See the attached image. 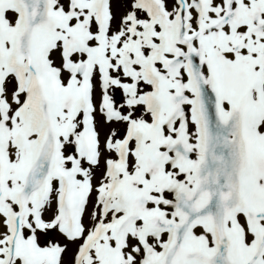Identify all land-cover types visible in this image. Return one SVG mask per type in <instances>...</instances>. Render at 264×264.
Listing matches in <instances>:
<instances>
[{"label":"rangeland","instance_id":"1","mask_svg":"<svg viewBox=\"0 0 264 264\" xmlns=\"http://www.w3.org/2000/svg\"><path fill=\"white\" fill-rule=\"evenodd\" d=\"M0 195V264H264V0H0Z\"/></svg>","mask_w":264,"mask_h":264},{"label":"bare ground","instance_id":"2","mask_svg":"<svg viewBox=\"0 0 264 264\" xmlns=\"http://www.w3.org/2000/svg\"><path fill=\"white\" fill-rule=\"evenodd\" d=\"M151 1V0H150ZM157 2H159V0H156ZM240 1V0H239ZM103 2V1H102ZM101 2V3H102ZM106 2V1H105ZM143 2V1H142ZM148 2V1H147ZM107 3H108V1H107ZM121 3V2H120ZM123 3H124V0H123ZM131 3V2H130ZM134 3V2H133ZM161 3H162V1H161ZM106 4V3H105ZM104 4V5H105ZM141 4V3H140ZM145 4V3H144ZM146 4H151V3H146ZM145 4V5H146ZM154 4H155V2H154ZM159 4V3H158ZM164 4V3H163ZM182 4V3H181ZM198 4V3H197ZM243 4V3H242ZM241 4V5H242ZM123 5V4H122ZM127 5V4H126ZM139 5V4H138ZM152 5V4H151ZM179 5V4H178ZM157 6V5H156ZM160 6V5H159ZM209 6V5H208ZM243 6V5H242ZM241 6V7H242ZM108 7V6H107ZM127 7V6H126ZM164 7V6H163ZM97 8V7H96ZM158 8V7H157ZM201 8H202V6H201ZM204 8V7H203ZM159 9V8H158ZM104 10V9H103ZM107 10H108V8H107ZM182 10V9H181ZM105 11V10H104ZM159 11V10H158ZM205 11V10H204ZM203 11V12H204ZM209 11V10H208ZM233 11V10H232ZM101 12V11H100ZM107 12V11H106ZM184 12V11H183ZM135 13H136V11H135ZM145 13V12H144ZM161 14H162V12H160ZM207 13V12H206ZM205 13V14H206ZM110 14V13H109ZM121 14V13H120ZM132 14V13H131ZM134 14V13H133ZM160 14V15H161ZM103 15H105L104 13H103ZM159 15V16H160ZM109 16H111V14L109 15ZM139 16H144V14L140 11V15ZM149 16V15H148ZM233 16V15H232ZM112 17V16H111ZM133 17H135V16H133ZM137 17V16H136ZM146 17V16H145ZM236 17V16H235ZM158 18V17H157ZM228 18V17H227ZM232 18V17H231ZM170 19V18H169ZM253 19V18H252ZM108 20V19H107ZM154 20V19H153ZM207 20V19H206ZM219 20V19H218ZM207 21H209V20H207ZM108 22V21H107ZM202 22V21H201ZM205 22V21H204ZM109 23V22H108ZM196 24H197V22H195ZM234 23V22H233ZM106 24V23H105ZM165 24V23H164ZM163 24V25H164ZM180 24V23H179ZM202 24H204V23H202ZM212 24V23H211ZM160 25H162V23L160 24ZM178 25V24H177ZM201 25V24H200ZM206 26V25H205ZM105 27H107V26H105ZM183 27V26H182ZM185 27V26H184ZM197 27V26H196ZM201 26H199V28H200ZM203 28V27H202ZM206 28V27H205ZM232 28V27H231ZM202 29H200V31H201ZM173 31V30H172ZM194 31H195V29H194ZM194 31H192V32H194ZM153 32V31H152ZM154 33V32H153ZM160 33V32H159ZM167 33V32H166ZM173 33H174V31H173ZM163 34V33H162ZM168 34V33H167ZM170 34V33H169ZM159 35H161V34H159ZM176 35V34H175ZM200 35V34H199ZM170 36V35H169ZM174 36V35H173ZM177 36V35H176ZM184 36V35H183ZM192 36V35H191ZM194 36H195V34H194ZM196 36H197V33H196ZM152 37H154V36H152ZM162 37H163V35H162ZM181 37V36H180ZM189 37V36H188ZM198 37V36H197ZM53 38H55V37H53ZM177 38H179V37H177ZM148 39V38H147ZM161 39V38H160ZM159 39V40H160ZM49 40V39H48ZM61 40V39H60ZM187 40V39H186ZM190 40H193V37H192V39L190 38ZM190 40H188V41H190ZM47 41V40H46ZM148 41V40H147ZM61 42V41H60ZM145 42H146V40H145ZM46 43V42H45ZM152 43H153V41H152ZM155 43H156V41H155ZM158 43H159V41H158ZM154 44V43H153ZM161 44V43H160ZM156 45V44H155ZM146 46V45H145ZM159 46V45H158ZM157 46V47H158ZM162 46H164L163 44H162ZM199 46V45H198ZM47 47H48V45H47ZM156 47V46H155ZM156 47V48H157ZM66 48H68L67 46H66ZM160 48H162V47H160ZM164 48V47H163ZM162 48V49H163ZM45 49V48H44ZM62 49H63V47H62ZM158 49V48H157ZM46 50V49H45ZM64 50V49H63ZM151 50V49H150ZM166 50V49H165ZM47 51H48V49H47ZM159 51V50H158ZM162 52V51H161ZM160 52V53H161ZM251 52V51H250ZM156 53V52H155ZM152 54H154V53H152ZM158 55H160V54H158ZM245 55V54H244ZM253 57V56H252ZM239 59V58H238ZM238 62H239V60H238ZM241 63H242V61H240ZM240 64V63H239ZM240 65H238V67H239ZM126 70H128V69H126ZM241 71V70H240ZM130 72V71H129ZM241 73V72H240ZM41 74V73H40ZM228 74V73H227ZM39 75V74H38ZM40 76V75H39ZM38 76V77H39ZM37 77V72H36V78L39 80V78ZM42 78H43V75L41 76ZM40 77V78H41ZM35 78V77H34ZM41 78V79H42ZM36 79V80H37ZM41 79L39 80V82L41 81ZM10 80V79H9ZM8 80V81H9ZM36 80H35V82H36ZM240 80V79H239ZM258 81V80H257ZM10 82V84H11V86H12V83H11V81H9ZM38 81H37V83H39ZM42 82V81H41ZM256 85V84H255ZM246 89H249V88H246ZM14 92V91H13ZM90 94H92V93H90ZM116 94H117V92H116ZM14 95H16V97H19L20 99H22V97H20L21 95H22V92H21V94H14ZM85 96V95H84ZM86 96H88V95H86ZM86 96L84 97V101H86L85 99H86ZM83 100V99H82ZM92 100V99H91ZM28 101V100H27ZM93 102H94V98H93V100H92ZM213 101V100H212ZM80 102H78V104H79ZM92 103V102H91ZM214 103V102H213ZM91 107H92V104H91ZM174 107H176V106H174ZM57 108H61L60 106H57ZM82 109H85V102L83 103L82 102ZM82 109H80V111H82ZM100 109H102L103 111L104 110H106L105 109V107H103L102 105H100ZM78 110H79V108H78ZM99 112V111H98ZM105 112V111H104ZM67 114H68V116H71V117H64V116H62L61 118L58 116V118H60V120H63V121H65L66 122V120H67V125H68V127L69 126H71L72 128L70 129L71 130V132H75V129H76V124H74L73 123V120H72V114H75V112H74V110H73V108H69L68 110H67V112H66ZM80 114H81V112H80ZM100 114H102V113H100ZM56 115H58V112H57V109H56ZM77 116V115H76ZM82 117H83V115H81ZM98 116V115H97ZM99 118V117H98ZM83 119H85V118H83ZM59 120V119H58ZM98 120V119H97ZM24 121V120H23ZM35 121H37L36 119H35ZM82 121V120H81ZM80 121V122H81ZM61 122V121H60ZM83 122H85L86 124H83V125H81V126H83V130L85 129V126L87 127V131H86V134L83 136L84 138L83 139H81V137L82 136H79L78 135V140H79V143L81 144V147H83V149H85V148H87V150H88V152H89V155L91 156V154H90V151H89V148H88V135H93V134H91V132H90V130H88L89 129V126L90 125H87V122L85 121V120H83ZM95 122V121H94ZM92 124V123H91ZM24 129L21 131V132H28L27 133V135H29V132H35L34 130H35V126H37L36 128H38L40 131H43L41 128H39L40 126H39V124H38V122H36L35 123V126H33V124H27V123H25L24 122ZM25 125H26V127H25ZM78 126V125H77ZM26 128V129H25ZM82 128V127H81ZM94 128H95V125H94ZM90 129L93 131V133H95L96 135H97V133L96 132H94V130L92 129V125H91V127H90ZM19 131H20V129H19ZM44 132V131H43ZM177 132V131H176ZM175 132V133H176ZM174 133V134H175ZM84 134V133H83ZM73 135V134H72ZM71 135V136H72ZM98 136V135H97ZM25 138H26V136L24 135L23 136V138L22 139H24L25 140ZM29 139H30V141H31V139H32V136H30L29 135ZM73 138H71L70 139V141L72 140ZM76 139V140H77ZM98 139H99V137H98ZM45 140H48V138H45ZM82 140H84V142H85V144H86V146H85V144H84V142L82 141ZM73 141V140H72ZM82 141V142H81ZM31 143V142H30ZM67 142L65 141V139L64 138H62L61 139V141L58 143V144H56V145H54V147L53 148H55V149H59L60 151H58L59 153H60V155L58 156V153H56L55 151H54V149L53 148H51V145L49 144L48 145V147L47 148H49L50 149V151L47 149V148H44V145H43V147L41 148L42 150H41V152H40V159L42 160V162L45 164V165H47L46 164V161H45V159H48L51 163H50V165H48V166H53L52 168L54 169L55 167H56V165H57V159L58 158H61L62 160H64V158L65 159H68V156H67V152H66V149H65V144H66ZM159 144V143H158ZM163 144H164V142H163ZM167 144V143H166ZM172 144V143H171ZM100 143L98 144V153H99V149H100ZM159 145H162V143H160ZM158 145V146H159ZM167 145H170V143L169 144H167ZM166 145V146H167ZM165 146V145H164ZM79 147V146H78ZM168 147V146H167ZM171 147V146H170ZM156 148V147H155ZM82 149V148H81ZM173 149V148H172ZM175 149V148H174ZM170 149H168V151H169ZM62 151V152H61ZM83 151V150H82ZM158 151V150H157ZM84 152V151H83ZM158 152H160V149H159V151ZM176 152V151H175ZM87 154V153H86ZM159 155V154H158ZM90 156H87V157H90ZM91 158V157H90ZM92 159V158H91ZM219 165V164H218ZM47 166V167H48ZM116 166H118V165H116ZM120 166V165H119ZM118 166V167H119ZM117 167V168H118ZM218 167V166H217ZM116 168V169H117ZM120 168V167H119ZM118 168V169H119ZM56 170V169H55ZM79 170V169H78ZM114 170V169H113ZM117 171V170H116ZM115 171V172H116ZM109 172V171H108ZM66 174H67V176H68V179H70L71 180V182L73 181L74 182V180H78V178H77V171L76 170H72V169H70L69 170V172H65ZM111 173H113L114 174V171H112ZM110 173V174H111ZM118 173H120L121 174V172H119L118 171ZM119 174V175H120ZM207 174H209V173H207ZM217 174V173H216ZM85 175V174H84ZM117 174H115V176H116ZM214 175V174H213ZM212 175V176H213ZM222 175V174H221ZM110 176H112V174L110 175ZM39 177V176H38ZM209 177V176H208ZM113 178V177H112ZM206 178V177H205ZM215 178V177H214ZM212 179V178H211ZM53 181H58L55 177H53V179H52ZM114 180V179H113ZM72 182V183H73ZM140 183H142L141 181H139ZM137 183H138V181H137ZM69 186H70V181H69ZM170 186V185H169ZM171 187V186H170ZM164 189V188H163ZM166 192V191H165ZM69 195V194H68ZM1 196V195H0ZM9 197L12 199V200H15V195L14 194H10L9 195ZM6 199V198H5ZM79 205V204H78ZM18 215H20L21 217H22V219L24 220V215L26 214H23V215H21V214H19V213H17ZM146 214V213H145ZM143 217H146V215L144 216V215H142ZM147 216H149V215H147ZM149 218V217H148ZM147 217H146V219H148ZM17 219H18V225H20V230H19V232H20V234H25V235H28V233L27 232H32L33 231V229H34V224H30L29 226H26V223L24 224H22V223H20L21 221H22V219L21 218H19V217H17ZM133 219V218H132ZM143 219V218H142ZM150 219V218H149ZM144 220V219H143ZM142 220V221H143ZM150 221V220H149ZM153 221V219L151 220V222ZM44 222V224L42 225V230H41V232L40 233H43V232H45V230H46V227H47V223L45 222V220L43 221ZM145 222H146V220H145ZM144 223V222H143ZM147 223H149L148 221H147ZM129 225V224H128ZM141 225V224H140ZM149 224H147V226H148ZM146 226V225H145ZM144 226V227H145ZM152 227V226H151ZM63 228H64V226H63ZM137 228H139V227H137ZM126 229V228H125ZM154 229V228H153ZM152 229V230H153ZM63 230V229H62ZM138 230V229H137ZM156 230H157V228H156ZM171 230V229H170ZM143 231V230H142ZM172 231V230H171ZM138 232V231H137ZM141 232V231H140ZM144 232V231H143ZM142 232V233H143ZM147 232V231H146ZM169 232V231H168ZM167 232V233H168ZM150 233H151V230H150ZM72 234H74V233H72ZM141 234V233H140ZM148 234V233H147ZM173 234V233H172ZM139 235V234H138ZM149 235H151V234H149ZM155 235V234H154ZM171 235V234H170ZM73 236V235H72ZM173 236H176V235H173ZM173 236H170V237H172L173 238ZM71 237V236H70ZM151 237V236H150ZM177 237V236H176ZM176 237H175V239H176ZM28 237L27 236H24V240L26 241V239H27ZM73 238V237H72ZM105 238V237H104ZM138 238V237H137ZM146 238V237H145ZM168 238V237H167ZM21 239H22V237H21ZM174 239V238H173ZM106 240V239H105ZM138 240H139V238H138ZM23 241V240H22ZM143 241V240H142ZM141 241V242H142ZM146 242V241H145ZM24 243L25 242H23V245H24ZM143 243V242H142ZM141 243V244H142ZM148 243V242H147ZM174 243H175V241H174ZM146 244V243H145ZM16 245H18V244H16ZM112 246V245H111ZM144 247H146V246H144ZM170 248V247H169ZM113 249V248H112ZM117 249V248H116ZM171 249V248H170ZM173 250V249H172ZM62 251V250H61ZM65 251V250H64ZM114 251V250H113ZM151 252V251H150ZM199 252V251H198ZM204 252H205V250H203V252H201V255H203L204 254ZM116 253V252H115ZM114 253V254H115ZM148 253V252H147ZM200 253V252H199ZM203 253V254H202ZM206 253V256H208V253L207 252H205ZM23 254V253H22ZM63 254V253H62ZM17 255H18V253H17ZM146 255V254H145ZM149 255H151V254H149ZM199 256H200V254H199ZM196 258H197V256H195ZM205 258V254L203 255V256H201L199 259L200 260H202L203 262L206 260V259H204ZM216 257V256H215ZM19 258H21V256L19 257ZM24 258V257H23ZM131 258V257H130ZM147 258H149V257H147V255H146V259ZM154 258V257H153ZM204 260H203V259ZM224 258V257H223ZM144 259V258H143ZM151 259H152V257H151ZM199 259H197V260H199ZM128 260V259H127ZM131 260V259H130ZM20 261H21V259H20ZM144 261V260H143ZM201 261V262H202ZM104 262V261H103ZM145 262H147V260H145ZM149 259H148V264H149ZM198 262V261H197ZM221 262H223V261H221ZM22 263V262H21ZM199 263H200V261H199ZM202 264V263H201ZM208 264V263H207Z\"/></svg>","mask_w":264,"mask_h":264}]
</instances>
